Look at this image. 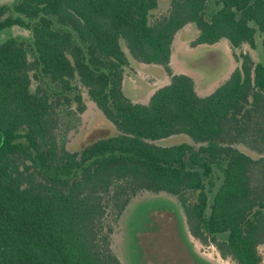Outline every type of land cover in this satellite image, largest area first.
Here are the masks:
<instances>
[{
  "label": "trees",
  "instance_id": "1",
  "mask_svg": "<svg viewBox=\"0 0 264 264\" xmlns=\"http://www.w3.org/2000/svg\"><path fill=\"white\" fill-rule=\"evenodd\" d=\"M19 0L0 5V264H123L114 223L143 191L175 196L188 232L237 264H264V64L256 62L264 0ZM194 45L226 39L240 65L200 95L174 73L176 34ZM132 60L170 82L148 102L124 92ZM84 91L117 133L67 148L66 120ZM64 128V129H63ZM187 135L169 146L159 140ZM244 145L256 157L242 150ZM215 167L223 180L213 201ZM226 235V236H224Z\"/></svg>",
  "mask_w": 264,
  "mask_h": 264
},
{
  "label": "rangeland",
  "instance_id": "2",
  "mask_svg": "<svg viewBox=\"0 0 264 264\" xmlns=\"http://www.w3.org/2000/svg\"><path fill=\"white\" fill-rule=\"evenodd\" d=\"M19 0H0V5L12 6ZM216 0H211L214 4ZM171 0H158V11H166ZM26 36L30 33L13 27L0 35V41L10 36ZM198 35L194 24H188L175 36L171 66L174 73H185L193 77L200 95L214 92L234 72L240 62L228 40L215 45H194ZM228 43V44H227ZM230 45L231 48L228 47ZM242 51L249 52L256 62L264 64L263 33L257 31L255 49L245 45ZM170 82V76L160 65H146L132 60L126 69L124 92L133 100L148 102L151 95ZM87 109L73 117L62 137L67 148L79 151L84 146L117 133L113 126L84 91ZM64 129V128H63ZM191 141L187 135H175L158 141L169 146ZM239 147L257 156L244 145ZM223 180V171L215 167L213 185H207L210 203ZM226 236V235H224ZM112 247L123 264H237L231 258H223L214 244H204L189 234L186 217L178 199L167 193L143 191L131 202L120 220L114 223ZM264 261V244L260 246Z\"/></svg>",
  "mask_w": 264,
  "mask_h": 264
},
{
  "label": "crops",
  "instance_id": "3",
  "mask_svg": "<svg viewBox=\"0 0 264 264\" xmlns=\"http://www.w3.org/2000/svg\"><path fill=\"white\" fill-rule=\"evenodd\" d=\"M184 28H186V27H184ZM184 28H183V29H184ZM225 40H226V39H225ZM221 41H222V40H221ZM221 41H219V42H221ZM219 42H218V43H219ZM216 44H217V43H216ZM227 44H228V43H227ZM214 45H215V44H214ZM230 45H231V44H230ZM230 45H228L229 48H231ZM237 67H238V66H237ZM237 67H236V68H237Z\"/></svg>",
  "mask_w": 264,
  "mask_h": 264
}]
</instances>
